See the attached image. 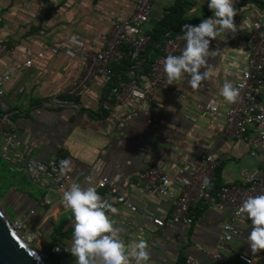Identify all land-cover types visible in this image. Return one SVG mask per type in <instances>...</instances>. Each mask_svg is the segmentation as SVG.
Segmentation results:
<instances>
[{
	"label": "crops",
	"instance_id": "0c3cea01",
	"mask_svg": "<svg viewBox=\"0 0 264 264\" xmlns=\"http://www.w3.org/2000/svg\"><path fill=\"white\" fill-rule=\"evenodd\" d=\"M133 1L0 0V45L8 53L0 57V74L16 63L33 59L30 70L17 73L4 87L5 114L17 139L27 147L31 159L46 162L57 157L70 158L75 164L71 180L82 186H94L118 210L109 214L123 228L120 236L129 250L140 239L148 242V264H182L186 256L202 264H240L237 254L250 256L255 264H264V250L253 254L247 242L252 225L246 218L240 219L241 234L228 244L222 260L213 261L203 253L214 245L228 217L227 210L218 211L209 205L197 211L188 226L161 229L152 226L146 216L168 221L171 199L145 194L137 180V175L146 168L159 166L168 178V192L177 196L188 163L210 155L215 168L209 190L214 196L221 187L237 183L239 169L261 172L264 153L258 150L257 159L249 156L250 151L256 150L250 134L241 142L227 141L221 136L228 102L220 95V89L225 80L234 83L245 64V53L231 47L232 39L244 36L256 16L264 18V5L256 0H237L234 22L239 30L235 35L229 33L211 41L210 48L218 49V53L208 60L211 80L203 82L202 89H191L187 81L177 85H167L166 81L147 95L138 112L115 106L109 85L99 76H95L81 101L64 97L62 92L83 70L73 51L101 50L111 23L129 16ZM177 1L157 0L146 28L151 31ZM208 1L179 0L183 19L197 21L211 17ZM57 44L68 48L52 57L47 49ZM37 53L43 54L42 60L34 59ZM159 54L160 43L151 45L146 50L148 64ZM148 72L128 61L109 67L114 79L132 80L139 87H146ZM210 100L215 106L213 115L198 109ZM46 102L76 103L78 107H57ZM3 172L28 182L4 163ZM101 177H107L136 212L115 203L98 189L96 183ZM88 178L91 184L87 183ZM36 189L23 192L11 186L9 192L1 194L0 205L12 211L14 220L23 216L21 231L32 237L29 244H40L46 254H60L63 264H76L75 257L66 251L72 243L73 220L61 202L62 195L49 193L51 204L41 207L38 204L44 193ZM195 245L203 251H196ZM53 247L58 248L57 253L52 252Z\"/></svg>",
	"mask_w": 264,
	"mask_h": 264
},
{
	"label": "built area",
	"instance_id": "2783aa9c",
	"mask_svg": "<svg viewBox=\"0 0 264 264\" xmlns=\"http://www.w3.org/2000/svg\"><path fill=\"white\" fill-rule=\"evenodd\" d=\"M157 0H134L130 15L124 20H115L111 23L104 47L97 52H87L76 49L73 54L83 64L80 75L70 81L68 87L62 92L63 96L72 101H81L88 86L99 76L106 84L112 103L115 106H124L132 112H138L141 104L147 99V95L167 81L163 71V61L168 55H181L185 41L181 38L183 33L170 37H162L160 54L149 64L148 81L146 87H139L134 81H124L113 78L109 73L110 66H119L124 58L137 69H144L148 64L146 50L152 43L149 30L146 28L150 13ZM264 5V0H256ZM209 3V1H208ZM209 9V8H208ZM210 10V9H209ZM234 50L245 53L246 59L242 72L234 82L240 88V99L226 106L221 136L227 141H245L247 135L253 137L256 150H252L249 156L257 159L259 150L264 153V18L260 15L250 24L249 29L241 38L231 41ZM65 44H57L47 49L50 56L55 57L66 51ZM6 48L0 45V57L7 55ZM36 60H42L43 54L37 53ZM33 59H27L16 63L12 68L0 74V161L9 169L25 177L30 184L40 189L44 195L38 206L47 207L51 204L49 193L63 194L68 186L73 183L71 173L61 177L59 162L64 160L57 157L46 162H40L27 156V147L19 142L14 132L13 124L5 114L4 87L22 71L30 70ZM18 92H23L20 87ZM204 112L213 115L215 106L212 100L198 107ZM261 172L249 171L241 168L237 173V183L234 186H223L212 196L209 187L212 180L215 162L212 156L202 155L191 160L187 165L184 178L181 179L179 195L172 196L168 192V178L159 166H151L137 175V180L142 191L149 196L167 197L171 199V211L168 221L146 216V220L156 228H171L176 225H190L197 213L205 207L212 205L216 210L228 211L226 221L221 225L219 235L209 251L203 253L213 261L222 260L223 253L228 244L241 234L240 217L236 215L242 202L249 196L264 195V159L260 162ZM205 180L209 183L205 186ZM98 189L115 203L136 212L118 189L109 183L107 177L97 180ZM32 213L31 211L29 212ZM246 216V214H245ZM23 216L11 222L27 244L29 235L21 231ZM21 231V232H20ZM252 229L249 231L250 235ZM247 235V236H248ZM247 238V237H246ZM194 249L202 252L200 246ZM53 253L58 252L57 247L52 248ZM236 260L240 264H255L250 256L237 254ZM182 264H202L192 256H186Z\"/></svg>",
	"mask_w": 264,
	"mask_h": 264
},
{
	"label": "clouds",
	"instance_id": "9594fccd",
	"mask_svg": "<svg viewBox=\"0 0 264 264\" xmlns=\"http://www.w3.org/2000/svg\"><path fill=\"white\" fill-rule=\"evenodd\" d=\"M237 0H209L211 17L202 19L198 25L186 23L182 26V39L186 42L181 55H168L163 61L167 85L187 81L193 89H202L205 81L211 80L208 60L214 58L218 49L210 48L211 41L229 33L235 35L238 26L234 18L238 14ZM205 71L201 72V69ZM231 80H225L220 95L230 104L240 99V88ZM75 170L74 162L64 159L59 162V173L63 177ZM91 184V178H88ZM205 180V186L208 185ZM64 208L71 212L73 220L72 243L66 248L75 257L76 264H148L149 244L140 239L129 247L121 239L123 228L116 225L109 214L117 209L98 193L94 186L71 183L62 194ZM246 214V216H245ZM236 215L251 221L252 231L247 242L253 254L264 250V195L249 196L239 207ZM38 232V231H37Z\"/></svg>",
	"mask_w": 264,
	"mask_h": 264
},
{
	"label": "water",
	"instance_id": "95a60500",
	"mask_svg": "<svg viewBox=\"0 0 264 264\" xmlns=\"http://www.w3.org/2000/svg\"><path fill=\"white\" fill-rule=\"evenodd\" d=\"M45 104L57 107H78L76 103L46 102ZM46 253L35 251L21 237H18L17 231L6 217L4 206L0 205V264H43L42 258L46 256Z\"/></svg>",
	"mask_w": 264,
	"mask_h": 264
},
{
	"label": "trees",
	"instance_id": "16d2710c",
	"mask_svg": "<svg viewBox=\"0 0 264 264\" xmlns=\"http://www.w3.org/2000/svg\"><path fill=\"white\" fill-rule=\"evenodd\" d=\"M181 8L182 7L179 4L178 0L176 4L172 8H170L167 14L163 15L161 19L155 23L151 31H149L152 43H159L162 37H169L178 33H182V26L186 23L194 25L201 22V20L194 21L183 19L184 11ZM125 61L127 62L128 59L124 58L123 63ZM144 69L149 70V64H146ZM2 188L3 187L0 188V195L2 194L1 192L4 191V189Z\"/></svg>",
	"mask_w": 264,
	"mask_h": 264
},
{
	"label": "rangeland",
	"instance_id": "374dc122",
	"mask_svg": "<svg viewBox=\"0 0 264 264\" xmlns=\"http://www.w3.org/2000/svg\"><path fill=\"white\" fill-rule=\"evenodd\" d=\"M0 186L3 187L2 189H4V191L1 192L2 194L4 192H9V187H11V186H13L15 188L17 187L18 190H22L23 192H25V191L33 192L36 189L33 185L28 183L25 179H21L19 177H11L10 175H7L5 172H3V162H1V161H0ZM0 197H1V195H0ZM4 209H5L6 217L8 218V220L10 222L14 221L15 217H14L12 211L7 206H4ZM24 235L26 236L27 234L24 233ZM28 237H29V241L32 240L31 236H27V238ZM29 246L32 249H34L35 251L43 253V248L41 247L40 244L33 242V243L29 244ZM59 258H60V260H59ZM62 259L63 258L60 254H52V255L46 254V256H44L42 258V261H43V264H63L64 261Z\"/></svg>",
	"mask_w": 264,
	"mask_h": 264
},
{
	"label": "bare ground",
	"instance_id": "6f19581e",
	"mask_svg": "<svg viewBox=\"0 0 264 264\" xmlns=\"http://www.w3.org/2000/svg\"><path fill=\"white\" fill-rule=\"evenodd\" d=\"M39 259H40V257H39Z\"/></svg>",
	"mask_w": 264,
	"mask_h": 264
}]
</instances>
